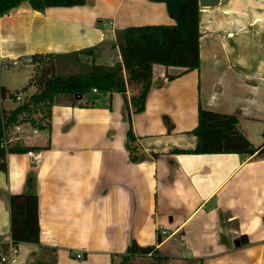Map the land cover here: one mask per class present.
<instances>
[{"label":"crops","instance_id":"crops-1","mask_svg":"<svg viewBox=\"0 0 264 264\" xmlns=\"http://www.w3.org/2000/svg\"><path fill=\"white\" fill-rule=\"evenodd\" d=\"M200 10L201 68L156 65L144 112L134 113L130 88L73 104L61 96L51 129L24 138L39 158L7 155L0 245L12 242V195L38 196L41 228L40 244H19L12 264H264V157L176 152L196 148L200 106L236 116L254 147L264 145L250 137L264 133V0ZM173 24L164 2L87 0L40 12L23 2L0 17V64L92 48L96 64L111 66L121 61L118 30ZM132 242L154 251L125 259Z\"/></svg>","mask_w":264,"mask_h":264},{"label":"trees","instance_id":"trees-1","mask_svg":"<svg viewBox=\"0 0 264 264\" xmlns=\"http://www.w3.org/2000/svg\"><path fill=\"white\" fill-rule=\"evenodd\" d=\"M164 2L173 25L133 26L116 33V46L121 50V61L114 65L96 64L95 50L85 49L72 53H41L30 57L35 67V76L24 91L36 88V92L26 97L15 109L7 111L2 100L15 99L9 91L0 86V170L7 173L8 154H28L36 151V147L26 146L21 141H12L10 133L15 127L26 123L35 130H50L52 111L58 97L67 96L71 103L76 97H86L95 101L104 95L116 93L126 94L135 89L131 98L134 113H142L146 109V100L153 87L154 67L166 69L181 68L182 74L201 68L200 39L202 37L199 0H149ZM23 2H28L34 11L40 12L52 7L73 8L83 6L87 0H0V17L8 15ZM89 59V62L86 60ZM64 62V66L59 63ZM12 64L15 61L11 62ZM2 65L0 64V67ZM64 70H77L67 72ZM175 76L168 77L169 80ZM94 90L98 93L95 94ZM15 101V100H14ZM38 116H40L38 118ZM198 126L190 134L196 136L198 143L191 151H176L180 154H228L254 155L264 157V145L255 148L243 134L241 122L234 115H225L205 110L201 106L198 111ZM129 150L136 149V137L132 127L127 132ZM11 238L15 245L21 243L40 244L41 228L39 220V198L34 194L12 195ZM241 242L245 243L244 238ZM7 248V247H6ZM0 245V264L1 262ZM128 256L150 254L151 247H141L132 242L126 250Z\"/></svg>","mask_w":264,"mask_h":264},{"label":"rangeland","instance_id":"rangeland-1","mask_svg":"<svg viewBox=\"0 0 264 264\" xmlns=\"http://www.w3.org/2000/svg\"><path fill=\"white\" fill-rule=\"evenodd\" d=\"M89 62V59H86ZM19 60H16L15 63L17 64H12V63H5L0 67V85L3 86L4 88H6L9 93L11 95H15V94H20L23 97L22 101H14V99L12 98H7L2 100V106L4 109H6L7 111L13 110L15 109L17 106H19L21 103H23V101L25 100L26 97H30L33 93L36 92V88H29V90L26 92L24 91V89L26 87L29 86V84L32 82L34 76H35V67L31 66V64L26 63V62H20L18 63ZM59 66H64V62L59 63ZM79 72V69H77ZM77 70L73 71V70H64V73L67 72H77ZM40 116H38L39 118ZM19 127L21 128V130L24 131V134L21 137L22 142L27 145V143L25 142L24 139L26 135H30L33 134L35 129L26 124H20ZM16 130L14 129L11 133H10V138L12 137H19V134H15ZM264 133L261 132L259 135L256 136V133H252L250 134V137H252L253 141L258 144L260 142L264 143ZM16 142V141H15ZM30 143H34V142H30ZM177 250H179V247H176Z\"/></svg>","mask_w":264,"mask_h":264},{"label":"built area","instance_id":"built-area-1","mask_svg":"<svg viewBox=\"0 0 264 264\" xmlns=\"http://www.w3.org/2000/svg\"><path fill=\"white\" fill-rule=\"evenodd\" d=\"M94 93L97 94L98 91L94 90ZM21 94V93H20ZM20 94H15V101H22L23 97ZM15 134H19V137H12L10 138L8 141H5L4 146L7 147L9 142L12 141H20L22 138V135L24 134V131L21 130V128L19 126L15 127ZM38 130H35L34 133L36 134ZM29 155H31L34 158H39L34 152H29ZM163 234H166V231H162ZM19 255V247L18 245L13 244V242H10L6 248V246H2V250H1V262L2 263H8V264H12L13 262L16 261V259L18 258ZM78 259H81L83 257L82 254H78L76 256Z\"/></svg>","mask_w":264,"mask_h":264},{"label":"water","instance_id":"water-1","mask_svg":"<svg viewBox=\"0 0 264 264\" xmlns=\"http://www.w3.org/2000/svg\"><path fill=\"white\" fill-rule=\"evenodd\" d=\"M225 2H227V0H199V7H216L219 4H224Z\"/></svg>","mask_w":264,"mask_h":264}]
</instances>
